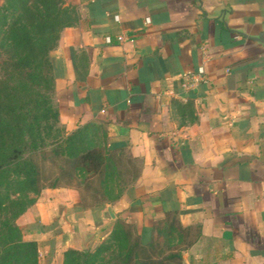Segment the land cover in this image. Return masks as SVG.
<instances>
[{
	"label": "crops",
	"instance_id": "obj_1",
	"mask_svg": "<svg viewBox=\"0 0 264 264\" xmlns=\"http://www.w3.org/2000/svg\"><path fill=\"white\" fill-rule=\"evenodd\" d=\"M65 2L77 20L50 54L58 124L101 131L139 177L110 213L42 190L16 220L39 264L106 238L116 209L138 230L176 212L200 233L189 264H264V48L247 38L264 0Z\"/></svg>",
	"mask_w": 264,
	"mask_h": 264
},
{
	"label": "trees",
	"instance_id": "obj_2",
	"mask_svg": "<svg viewBox=\"0 0 264 264\" xmlns=\"http://www.w3.org/2000/svg\"><path fill=\"white\" fill-rule=\"evenodd\" d=\"M76 20L65 0L0 5V264H39L37 243L23 240L16 220L42 190L73 189L85 209L121 198L110 194L124 151L109 150L106 135L100 145L91 125L50 135L59 121L50 54ZM128 161L135 162L130 154ZM138 177L139 170L132 182ZM125 218L93 251L66 250L62 264H184L183 253L200 237L180 224L176 212L154 216L141 230Z\"/></svg>",
	"mask_w": 264,
	"mask_h": 264
},
{
	"label": "rangeland",
	"instance_id": "obj_3",
	"mask_svg": "<svg viewBox=\"0 0 264 264\" xmlns=\"http://www.w3.org/2000/svg\"><path fill=\"white\" fill-rule=\"evenodd\" d=\"M54 132L51 133L50 135H64L62 132H64V129L59 125L57 124L54 128ZM92 135V134H91ZM102 133L101 131L96 133V136H95V145H100L101 144V141H102ZM99 141V142H98ZM128 157H129V153L128 152H124V158H123V167L121 165L120 167V172L122 174L119 175V173H116L115 174V178H117V182H119L117 184V186H114L112 187L111 189V194L110 196L111 197H122V195H124V193L132 186L134 185V183L136 182V180L134 182L133 181V177H134V174L135 172H137V170H139V164L137 162H133L132 164H129V161H128ZM121 195V196H120ZM32 197V196H31ZM100 199V198H99ZM120 200V198H115L114 200H112L111 202H105L103 203L102 205L103 206H114L116 205V203ZM88 203H92V200L91 199H88L87 201ZM101 205V206H102ZM115 211V210H114ZM116 213H117V217L118 219H120L121 217L122 218H125L124 216H121L123 213L121 212H118V209H116ZM117 219V220H118ZM126 220H128L127 218H125ZM151 219L149 218L148 221H150ZM145 223V222H143ZM135 225V224H134ZM139 225V224H138ZM148 226H151L150 224ZM147 225H143V229H148ZM147 231V230H146ZM148 237V231L147 233H145ZM96 244L92 247H90L88 250L89 251H93L94 248H95ZM186 252L183 253V259H184V264H189L188 260H186Z\"/></svg>",
	"mask_w": 264,
	"mask_h": 264
},
{
	"label": "water",
	"instance_id": "obj_4",
	"mask_svg": "<svg viewBox=\"0 0 264 264\" xmlns=\"http://www.w3.org/2000/svg\"><path fill=\"white\" fill-rule=\"evenodd\" d=\"M249 40L260 44L263 48H264V28L262 29V31L260 33H258V35L256 36H250L247 37ZM106 211H108L110 213V207L109 206H105ZM108 219L112 220L114 219L113 216L109 217ZM188 260V259H186Z\"/></svg>",
	"mask_w": 264,
	"mask_h": 264
},
{
	"label": "built area",
	"instance_id": "obj_5",
	"mask_svg": "<svg viewBox=\"0 0 264 264\" xmlns=\"http://www.w3.org/2000/svg\"><path fill=\"white\" fill-rule=\"evenodd\" d=\"M123 39H124V38H122V37H118V40H119V41H123Z\"/></svg>",
	"mask_w": 264,
	"mask_h": 264
}]
</instances>
